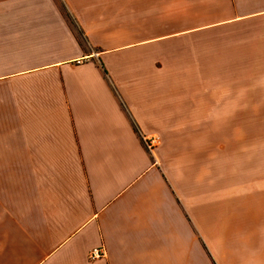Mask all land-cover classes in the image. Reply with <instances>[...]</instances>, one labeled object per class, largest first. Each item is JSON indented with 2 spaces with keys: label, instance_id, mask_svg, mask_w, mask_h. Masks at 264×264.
Masks as SVG:
<instances>
[{
  "label": "crops",
  "instance_id": "0c3cea01",
  "mask_svg": "<svg viewBox=\"0 0 264 264\" xmlns=\"http://www.w3.org/2000/svg\"><path fill=\"white\" fill-rule=\"evenodd\" d=\"M260 94L264 0H0V264H264Z\"/></svg>",
  "mask_w": 264,
  "mask_h": 264
},
{
  "label": "rangeland",
  "instance_id": "374dc122",
  "mask_svg": "<svg viewBox=\"0 0 264 264\" xmlns=\"http://www.w3.org/2000/svg\"><path fill=\"white\" fill-rule=\"evenodd\" d=\"M244 96V102L257 103V110L246 109V106H250V103L244 104V109L241 112V126L238 125L239 119L237 114V126H231V122H235L234 119L227 120L228 126L226 129V138L228 141L231 136L236 138V142L227 144V149H242V150H264V95L258 96ZM257 99V101L255 100ZM221 130L223 128L221 127Z\"/></svg>",
  "mask_w": 264,
  "mask_h": 264
},
{
  "label": "built area",
  "instance_id": "2783aa9c",
  "mask_svg": "<svg viewBox=\"0 0 264 264\" xmlns=\"http://www.w3.org/2000/svg\"><path fill=\"white\" fill-rule=\"evenodd\" d=\"M146 147L148 150L152 151L159 143V138L153 137L145 140ZM104 256V248H95L89 254L90 261L99 260Z\"/></svg>",
  "mask_w": 264,
  "mask_h": 264
}]
</instances>
